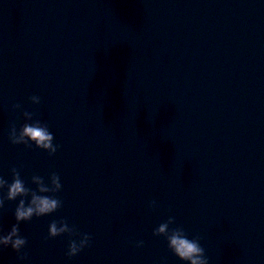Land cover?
Masks as SVG:
<instances>
[{
  "label": "water",
  "instance_id": "95a60500",
  "mask_svg": "<svg viewBox=\"0 0 264 264\" xmlns=\"http://www.w3.org/2000/svg\"><path fill=\"white\" fill-rule=\"evenodd\" d=\"M17 103L55 156L10 143ZM12 167L31 188L56 171L63 207L19 225L29 260L9 247L0 264H183L152 234L169 215L210 264H264V0H0L9 182ZM18 202L0 209L4 233ZM60 219L91 247L69 259L67 235L45 242Z\"/></svg>",
  "mask_w": 264,
  "mask_h": 264
},
{
  "label": "clouds",
  "instance_id": "9594fccd",
  "mask_svg": "<svg viewBox=\"0 0 264 264\" xmlns=\"http://www.w3.org/2000/svg\"><path fill=\"white\" fill-rule=\"evenodd\" d=\"M29 101L32 105H39L41 98L31 95ZM13 111L19 110L23 123L17 127L15 122L10 124L8 139L13 145H24L26 148L40 149L48 153L49 157L55 156L60 148L54 144V135L49 130L46 122L38 118L35 111H27L20 104L12 106ZM11 182L0 175V209L4 208L6 201L19 202L14 210L15 223L6 233L0 229V252L9 247L15 252L19 261L29 260L28 253L23 251L27 246V238L20 233L19 225L29 222L33 217L39 218L51 215L63 207V201L59 197L62 191L60 176L56 171H50L47 180L43 176L33 174L30 183L35 188L27 186L21 176V169H10ZM6 189V192L4 191ZM158 204L155 200L149 202V208L155 210ZM173 225H175L173 227ZM153 236L163 237L168 250L183 264H210L205 248L201 246L202 237L196 234L189 238L188 232L182 225L176 223V217L169 215L154 230ZM69 237L66 256L71 259L86 248L91 247L92 236L89 233L80 232L76 225H70L66 219L53 220L48 225V233L45 242L60 236ZM144 246V241H136L135 247Z\"/></svg>",
  "mask_w": 264,
  "mask_h": 264
}]
</instances>
